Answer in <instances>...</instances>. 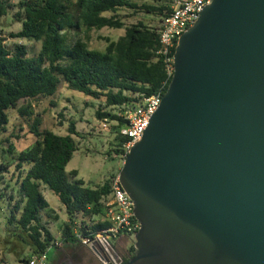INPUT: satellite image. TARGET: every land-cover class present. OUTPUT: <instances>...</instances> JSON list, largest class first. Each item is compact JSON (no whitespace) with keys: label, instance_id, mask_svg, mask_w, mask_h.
Instances as JSON below:
<instances>
[{"label":"water","instance_id":"95a60500","mask_svg":"<svg viewBox=\"0 0 264 264\" xmlns=\"http://www.w3.org/2000/svg\"><path fill=\"white\" fill-rule=\"evenodd\" d=\"M119 179L141 223L129 264H264V0H213Z\"/></svg>","mask_w":264,"mask_h":264},{"label":"trees","instance_id":"16d2710c","mask_svg":"<svg viewBox=\"0 0 264 264\" xmlns=\"http://www.w3.org/2000/svg\"><path fill=\"white\" fill-rule=\"evenodd\" d=\"M172 2L18 0L14 4L0 0V22L11 9H16L15 18L22 23V29L12 33L13 37L42 41L41 51L29 55L25 45L7 46L1 38L0 26V135L8 130L10 111L16 109L36 136V141L22 150L14 162L0 159V184H5L0 191V214L4 206L9 208L6 236L0 229V263H8L7 257L1 254L5 243L13 244L15 235L29 243L32 253L44 251L55 239L42 220V213L54 212L43 192L45 186L60 198L69 215L62 231L63 242L81 243L74 231L75 219L80 221L78 228L83 234H88L90 228L97 230L110 225L102 216L107 214L106 202L116 176L90 185L77 178L78 170H72V179L66 168L78 149L75 135L80 133L76 121H71L67 134L43 129V116L36 109V100L55 95L61 83L103 100L106 106L128 101L138 92L146 95L160 89L166 92L172 76L157 54L160 24L153 26L139 20L128 26L117 40L109 39L105 50L90 48L82 35L104 27L123 28L125 23L120 12L123 9L157 15L162 21L171 10ZM109 114L97 111L99 118ZM114 129L117 145L113 151L121 156L127 138L117 134L118 126ZM13 148L10 142V150ZM11 166H15V172L10 174ZM9 188L12 193H7Z\"/></svg>","mask_w":264,"mask_h":264},{"label":"rangeland","instance_id":"374dc122","mask_svg":"<svg viewBox=\"0 0 264 264\" xmlns=\"http://www.w3.org/2000/svg\"><path fill=\"white\" fill-rule=\"evenodd\" d=\"M8 1L16 4L18 0ZM140 1L143 2L144 0ZM16 11V9H11L2 18L0 22L2 28L1 38L10 48L22 44L27 48L29 55H35L41 51L42 41L12 36V33L22 29V23L15 18ZM120 12L125 23L123 28L104 27L82 35L87 40L90 48L105 50L109 39L117 40L125 34L128 26L137 23L139 20L151 23L153 26H159L161 22L160 16L149 15L141 11L123 9ZM36 109L43 116L42 128L51 129L59 134H67L71 121H76V128L80 133L75 135L78 149L66 168L72 179L71 171L78 170L77 178L84 179L90 185H98L107 178L114 176L111 173L121 171L124 158L113 151L115 145H117L115 129L114 127L104 129L101 124L102 118L97 116L98 110L108 111L113 109L112 106H106L103 100L89 97L78 90L71 89L66 83H61L55 95L41 97L36 100ZM10 119L8 130L5 134L0 135V159L14 162L22 150L36 141V136L31 133L29 125L19 116L16 109L10 111ZM10 142L14 144L13 150H10ZM10 171V174L15 172V166H11ZM9 178L8 175L7 179ZM4 186V183L0 184V191L4 189ZM8 192L12 193V189L9 188ZM43 192L52 207L56 209L63 207L60 198L50 188L43 187ZM65 211L63 208L59 209L61 220L55 216L54 212L51 215L47 212L42 213L43 223L52 229L55 236L60 239L63 237L62 231L66 223L62 222L64 216L67 215ZM6 214H9V208L4 206V210L0 214V229L5 236L7 234L4 231L7 221ZM12 240L13 244L5 243V249L3 248L1 256L7 257V264H24L23 258H27L32 253L31 246L18 235L12 237ZM132 240H134V237L129 239L128 242H132ZM120 244L121 241H118V244L116 243L117 246ZM7 247H9V251H7ZM55 254L56 250L53 248L49 252V264Z\"/></svg>","mask_w":264,"mask_h":264},{"label":"built area","instance_id":"2783aa9c","mask_svg":"<svg viewBox=\"0 0 264 264\" xmlns=\"http://www.w3.org/2000/svg\"><path fill=\"white\" fill-rule=\"evenodd\" d=\"M213 0H173L171 10L166 13L159 27L160 46L157 50L159 57L164 60L169 76L174 74V53L179 37L191 27L198 19L205 5ZM165 92L160 89L151 95L134 93L132 98L119 104L110 105L113 109L106 112L110 114L102 118V126L109 129L118 126L117 134L127 138L123 143L122 158L125 159L131 147L139 141L150 119L161 104ZM107 214L102 219L108 220L110 225L97 230L90 228L88 234L79 232L80 221L75 219V233L81 239V243L96 248V245L108 246L121 234H128L135 238L141 228L140 221L134 213V201L120 182L119 175L112 180L111 193L108 201ZM99 218L96 216V219ZM91 222L87 225L90 227ZM63 236V235H62ZM63 237L55 238L42 252L32 253L25 264H48L49 252L57 248L63 242ZM98 247V246H97ZM105 264L108 261L104 260Z\"/></svg>","mask_w":264,"mask_h":264},{"label":"flooded vegetation","instance_id":"af4514ba","mask_svg":"<svg viewBox=\"0 0 264 264\" xmlns=\"http://www.w3.org/2000/svg\"><path fill=\"white\" fill-rule=\"evenodd\" d=\"M131 238L128 234H121L108 246L96 245V248L77 242H62L56 248L51 264H105L104 260L111 264H129L137 252L135 241L128 242ZM118 241H121L119 246L116 245Z\"/></svg>","mask_w":264,"mask_h":264},{"label":"crops","instance_id":"0c3cea01","mask_svg":"<svg viewBox=\"0 0 264 264\" xmlns=\"http://www.w3.org/2000/svg\"><path fill=\"white\" fill-rule=\"evenodd\" d=\"M119 173H120V171H117V172H113V173H111V174H114L115 176H117V175H119ZM50 203V202H49ZM50 207L52 208V209H54V213H55V216L56 217H58V219H60L61 220V217H60V214H59V209L60 208H63V210H65V207L63 206H61V207H59V209H56V208H54V207H52L51 206V204H50ZM66 212V211H65ZM69 220V216H68V214L66 215V216H64V220L62 221L63 223L64 222H67ZM50 229V228H49ZM51 231H52V229H50ZM53 232V231H52ZM54 234V233H53ZM54 236H55V234H54ZM55 238H58V237H56L55 236ZM73 243V242H72ZM55 250H56V248H55ZM0 264H7V263H0ZM24 264H25V262H24ZM48 264H49V260H48ZM51 264V263H50Z\"/></svg>","mask_w":264,"mask_h":264}]
</instances>
